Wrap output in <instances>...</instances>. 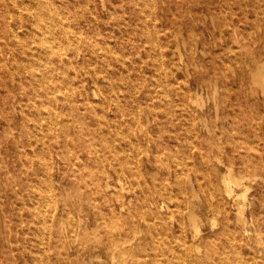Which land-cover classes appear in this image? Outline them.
<instances>
[{"label": "rangeland", "instance_id": "374dc122", "mask_svg": "<svg viewBox=\"0 0 264 264\" xmlns=\"http://www.w3.org/2000/svg\"><path fill=\"white\" fill-rule=\"evenodd\" d=\"M75 1L78 7L82 6L79 8L78 18L82 17V13L93 18L92 13L86 9V0ZM88 1L91 11H96L99 16H104L110 8L114 11V19L109 20V26L112 27L111 32L118 31L119 36L109 33L110 50L107 57L112 66H118L122 63L115 60L116 54H122L131 69L127 85L117 79L120 86L117 94L121 102L127 106L140 103L145 108L140 116L141 123L148 129L147 135L144 136L140 131L137 133V125H134L135 132L131 135L139 145L140 169L147 184L143 189L134 187L135 179L129 173L136 169L135 163L126 165L123 171L117 160H113L115 162L112 165L105 162L103 166L93 154L91 158L84 155L82 162L78 161L80 165L75 166L71 158L79 148L76 149L72 143L66 145L51 141L53 191L47 193V197L55 196L57 203L53 220L50 217L54 227L53 238L49 241L48 238L40 240L35 237L32 249L37 250V253L30 250L17 253L15 263L134 264L138 260L144 264H152L160 259L159 264H185L184 259L179 256L182 246L176 237L179 236L180 216L177 212H172V209L179 208L182 210L181 222H184L182 229L186 244L192 251L198 247V250L195 249V256L203 257L208 254L206 261H192L191 264H256L254 258L262 260L264 256V227L260 236L261 243L257 242L255 233L257 222L264 224L263 173L256 172V179L251 183L253 187L250 186L252 189L247 192L248 198L243 208L248 220V231L245 233L236 222L237 205L220 184L218 172L227 163H232L235 172L242 173L243 152L247 146L253 155L257 153L252 147L258 148L264 162V90L256 84L249 68L264 62V0H214L212 8L209 7L208 0L196 1L192 5L191 15L181 24V35L177 39L172 35L180 27L175 15L181 3L169 0V70H174L176 74L175 77L169 76V81L177 79L182 84L189 78L190 89L185 92L187 101L194 99L198 91L204 107L208 109L204 115V124L195 129L186 124L187 115L182 111L175 93L169 91V96H164L160 90L162 87L156 80L159 72L147 66L151 65L160 50L163 31L156 32L153 26L144 28L154 39L148 37L149 33H141L142 21L132 19L130 0ZM118 23L122 25V34L119 33ZM83 35L85 36L84 32ZM232 47L242 50L238 53L235 72L230 79V98L216 108L212 85L198 86L193 78L207 73L210 52L215 53L217 61L221 56L228 60ZM133 61L136 63H132ZM138 66H141L143 72L140 75L137 73ZM87 86L90 87V84ZM1 92L0 88V94ZM148 119L150 122L146 124ZM171 121L177 125L174 126ZM4 135L0 121V141ZM0 151L11 155L16 153L10 146L7 147L6 142L0 143ZM16 154L13 162L9 158V165L19 184V194H30L32 190L27 192L22 188L25 177L18 172L21 160ZM35 169L36 166H29V180L33 178ZM176 171L181 176L182 189L175 185L157 191L164 177L175 184ZM13 183L12 178L0 177V202L12 219L17 210L11 205L9 198L19 200L11 190ZM119 183L124 187L121 194L117 187ZM106 184L109 189H106ZM100 188H104L106 194L97 195L96 199L90 200L87 192L90 189L99 191ZM145 200L151 202V208L155 211V228L159 225L153 236L139 213L140 205L148 208ZM190 210L195 211L199 218L196 229L189 225ZM23 211L26 218H31L30 209L24 208ZM254 216L260 217H257L258 221H251ZM102 220H106L105 223ZM228 223L235 229L233 240L236 243L224 234L223 224ZM56 228L59 230H55ZM32 237L34 233L31 231L27 238ZM211 245L218 249L213 250ZM235 247L241 250L240 254L235 253ZM1 253L4 255V251ZM33 255L36 259L31 261ZM67 255L69 257L65 258Z\"/></svg>", "mask_w": 264, "mask_h": 264}, {"label": "bare ground", "instance_id": "6f19581e", "mask_svg": "<svg viewBox=\"0 0 264 264\" xmlns=\"http://www.w3.org/2000/svg\"><path fill=\"white\" fill-rule=\"evenodd\" d=\"M178 1L184 9L180 10V6L175 15L176 21L180 22L179 29L172 35L175 39L181 35V24L191 15L192 5L196 1L200 2V0ZM214 2V0L207 1L211 8ZM86 6L93 18L83 13L81 19L78 18L77 14L82 6L78 7L75 0H0V70L2 71L0 73V88L2 89L0 121L5 131L0 143L6 142L7 147L10 146L17 153L15 154L21 160L18 172L25 177L22 188L27 192L32 190L30 194H19V184L9 165V158L13 162L15 154H4L0 151V177L6 176L14 179L11 190L15 193L16 199L19 197L16 201L12 197L9 198L11 205L17 210L13 219L0 202V264L5 262L16 264L15 255L26 250L37 253V250L32 249L35 237L40 240L48 238L49 241L53 238L54 227L50 217L53 220L57 212V203L55 196L47 197V193L53 191L51 178L54 166L51 164L53 160L51 141L56 144L63 142L66 145L72 143L76 149L79 148L71 158L75 166L80 165L78 161L82 162L84 155L91 158L93 154L103 166L105 162L112 165L115 162L113 160H117L120 170L123 171L126 165L135 163L136 169L129 173L135 179L134 187L143 189L147 184L140 169L139 145L136 138L131 135L135 132L134 125L139 126L137 133L140 131L144 136L147 135L148 129L141 123L140 116L145 108L140 103L127 106L121 102L117 94V88H120L117 79L126 84L131 69L122 54H116L115 60L122 63L118 66H112L107 57L110 50L109 33L119 36L118 31L111 32L112 27L109 26V20L114 19V11L110 8L104 16H99L96 11H91L88 0H86ZM129 9L134 21H142L141 33L148 34L149 32L144 28L148 29L150 26H153L156 32L163 31L164 37L160 42V50L154 56L155 59L151 65L147 64V66L159 72L156 80L161 85L160 90L164 96H169V91L175 93L182 111L187 115L186 124L189 128L195 129L197 126H202L208 109L204 107L198 91L194 99L187 101L185 92L190 89L191 80L185 78L182 84L177 79L169 81V76L175 77L176 75L174 70H169V0H130ZM74 17H76L75 20H73ZM118 29L122 34V25L119 23ZM148 37L154 39L150 33ZM241 50L232 47L230 58L227 60L219 55L221 56L219 61L216 60L215 53L210 52L208 59L210 65L206 67L207 73L193 78L198 86L212 85L216 108L221 102L230 98L228 96L231 90L230 79L235 72L238 53ZM249 68L256 84L264 90V62H259L255 67L249 66ZM137 73L138 75L143 73L141 66H138ZM87 84H90V87ZM217 94L218 98H216ZM126 115L128 116L125 117ZM149 122L148 119L146 124ZM171 122L174 126L177 125L174 121ZM26 146L29 148L26 149ZM248 147L243 152L244 169L242 173L235 172L232 163H227L224 169L218 172L220 184L237 205L236 222L241 225L245 233L248 231V220L243 208L248 198L247 192L252 189L250 186L256 179L257 171H262L264 176V162L261 160L260 150L252 147V150L257 153L253 155ZM32 165L36 166V169L33 172V178L29 180L27 173L29 166ZM91 172L93 173V170ZM174 175L175 184L168 177H164L157 191L169 189L175 185L181 190V176L177 171ZM118 185V191L121 194L124 187L121 183ZM105 187L109 189L107 184ZM95 189L87 192L90 200L96 199L97 195L106 194L104 188H100L99 191ZM191 190L194 191L193 186ZM50 198L51 200L48 201ZM145 202L148 203V208L140 205L139 213L149 233L153 236L159 225L155 228V211L151 208V202L148 200ZM24 208L31 210V218H26ZM181 211L179 208L172 209V212H177L180 216L179 236H176L182 246H179L181 250L179 256L184 259L185 264H191L192 261L204 262L208 259V254L203 257L195 256V249L198 250V247L193 252L185 242ZM257 217L260 218L254 216L251 221H258ZM188 218L190 227L198 228L199 218L196 212L190 210ZM102 221L105 223L106 220ZM263 227L264 224L259 222L255 225L258 243L262 242L260 236ZM31 231L34 237L28 239L27 235ZM223 231L226 237L235 242L233 240L235 229L229 223L223 224ZM213 246V250L218 249ZM234 249L235 253H241L239 248ZM1 251H4V255ZM68 257L67 255L65 258ZM35 259L33 255L31 261ZM158 261H153L152 264H159ZM254 261L256 264H264V256L262 260L254 258ZM134 264L144 263L137 260Z\"/></svg>", "mask_w": 264, "mask_h": 264}]
</instances>
